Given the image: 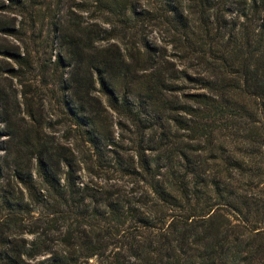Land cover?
Returning <instances> with one entry per match:
<instances>
[{
  "label": "trees",
  "instance_id": "1",
  "mask_svg": "<svg viewBox=\"0 0 264 264\" xmlns=\"http://www.w3.org/2000/svg\"><path fill=\"white\" fill-rule=\"evenodd\" d=\"M42 1L0 0V57L13 63L0 64V264H264V0H98L120 44L57 14L39 27ZM233 4L242 21L221 16ZM33 46L48 48L45 90L23 81ZM53 98L97 163L109 149L146 184L138 206L76 184L80 160L43 115ZM113 126L135 159L113 149Z\"/></svg>",
  "mask_w": 264,
  "mask_h": 264
},
{
  "label": "rangeland",
  "instance_id": "2",
  "mask_svg": "<svg viewBox=\"0 0 264 264\" xmlns=\"http://www.w3.org/2000/svg\"><path fill=\"white\" fill-rule=\"evenodd\" d=\"M214 2H217L214 0ZM151 0H140L139 4L141 7H152ZM231 12H221V16L225 20H235L242 21V17L239 16L241 10H238V6L233 4L231 6ZM60 8V9H59ZM101 5L98 0H43L41 3L40 14L41 17L37 22L38 26L43 28L46 27L50 19H53L54 15L57 14L61 21H66L68 18L73 19L80 24H86L89 27L96 28L99 30L103 29L101 32L102 36H111L114 35V38L109 39V41L116 42L118 44L126 41V37L123 36V32L117 28H113L110 23H106L105 19L106 12L100 10ZM58 9V10H57ZM219 14V10L217 11ZM6 17H10L12 20H20V17L13 12H6ZM28 20V19H27ZM30 21V20H29ZM112 31H114L112 33ZM44 32V29H43ZM140 35L145 37L150 43H159L164 44L161 33L154 28L149 23H144L140 27ZM8 41L19 44L18 41H15L11 37H7ZM122 39V40H121ZM102 44L106 41L101 42ZM32 53L35 55L33 61L34 70L26 74L23 81L25 85H30L31 88L45 90V87H40L41 76L39 71L44 68L48 62L49 52L48 48L33 46ZM167 53L171 59L175 62L177 51L172 47V45L167 46ZM54 59V56L51 57V61ZM0 64H10L13 66V63L9 59H2L0 57ZM49 72H54L53 68ZM17 79L13 78L10 83L15 86V89H20L21 85L17 84ZM50 87L51 84H48ZM27 86L26 89L27 90ZM191 86L186 84L184 92L191 90ZM55 98L51 99V103L48 104L44 112V117H46L47 122L51 127L48 128V131L56 139L62 141L67 147L73 149L78 160V166L74 169L76 176V184L81 187H88L93 189L99 194H103L106 191H120L123 195L127 196V199L131 201L132 204L138 206L140 204L139 199H141L142 194L146 193V184L141 181H135L128 177V175H123L117 168L114 167L111 157L112 152H107L109 149H105V162L103 165H100L95 160L96 156L93 153L90 146L84 142L78 134L73 130V126L69 125L67 120L64 119L61 115L59 106L56 105ZM1 126V124H0ZM113 136L116 141H119L120 146H113V149H116L118 154L122 155L124 158H129L130 156L134 157V151L132 147V136L126 128L121 129L118 126H113ZM110 147V146H108ZM135 159V157H134ZM262 185H259L257 190H260ZM37 216V213H35ZM233 220L232 223H238L239 221L230 216ZM127 224L124 225V228ZM257 237L264 236V225L258 227ZM24 237L30 239L32 235L25 233ZM54 248V246H52ZM47 255H43L39 258H44ZM96 256L90 258V262L94 263L96 261Z\"/></svg>",
  "mask_w": 264,
  "mask_h": 264
}]
</instances>
